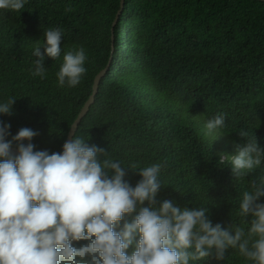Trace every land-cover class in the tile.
<instances>
[{
  "label": "trees",
  "instance_id": "trees-1",
  "mask_svg": "<svg viewBox=\"0 0 264 264\" xmlns=\"http://www.w3.org/2000/svg\"><path fill=\"white\" fill-rule=\"evenodd\" d=\"M118 8L119 0H25L20 11L0 9V103L16 98L11 115L0 113V121L10 124L5 139L27 127L38 133L30 141L34 150L60 152L94 75L111 55L74 138L103 148L107 153L98 160L119 161L133 187L141 179L136 170L161 164L158 204L170 200L181 208L202 207L213 225L247 232L245 220L251 216H239V202L243 192L253 191V181H264V160L236 178L228 158L235 151L227 149L255 137L264 150V2L125 0L110 54ZM48 29L61 31V53L55 60L45 55L42 79L32 75L33 49L40 45L44 52ZM81 46L86 73L75 87H59L56 73L64 54ZM192 114L205 124L224 114V127L213 132L225 145H214ZM241 130L248 137L239 136ZM12 146L17 147L15 141ZM133 164L136 169H127ZM256 203H264V196ZM135 214L125 215L116 230ZM189 264L254 262L229 247L223 259L213 254Z\"/></svg>",
  "mask_w": 264,
  "mask_h": 264
},
{
  "label": "clouds",
  "instance_id": "clouds-1",
  "mask_svg": "<svg viewBox=\"0 0 264 264\" xmlns=\"http://www.w3.org/2000/svg\"><path fill=\"white\" fill-rule=\"evenodd\" d=\"M24 5L25 0H0V9L20 11ZM61 40L59 29L44 32V52L40 45L33 49V76L45 77V55L58 58ZM86 59L82 46L66 52L56 73L58 86L78 85L87 71ZM15 99L0 103V113L11 115ZM224 124L225 115H215L205 124L206 134ZM9 128L0 121V264H189L213 254L223 259L229 247L254 264H264V203H256L264 196V181H253V191L243 192L239 202V216H251L245 220L250 223L247 232L239 226L232 230L231 224L223 229L211 223L205 208H181L170 200L158 204L159 163L136 170L141 179L133 187L119 161L98 160V154L107 152L82 138L73 136L61 152L50 154L34 150L30 141L38 133L27 127L6 140ZM238 135L248 137L243 130ZM228 158L239 178L260 166L264 150L254 137L236 144ZM133 213L131 222L116 230ZM78 241L87 243L77 247Z\"/></svg>",
  "mask_w": 264,
  "mask_h": 264
},
{
  "label": "water",
  "instance_id": "water-1",
  "mask_svg": "<svg viewBox=\"0 0 264 264\" xmlns=\"http://www.w3.org/2000/svg\"><path fill=\"white\" fill-rule=\"evenodd\" d=\"M259 1H262L264 2V0H259ZM124 2L125 0H119V8L118 10L116 11L115 13V16L112 20V23H111V43H110V54L113 53V48H114V35H113V32H114V26L115 24L117 23V20L122 12V9H123V6H124ZM110 63H111V55L109 56L108 58V61L106 63V65L101 68L93 77V81H92V85H91V92L88 96V98L85 100V102L83 103V105L81 106L77 116L74 118V120L71 122L70 124V127L68 129V132L66 134V137L63 141V143L71 138H73L74 134H75V131L77 130V127L81 121V119L83 118V116L87 113V111L89 110V107L90 105L94 102V98H95V95L98 91V86H99V82L101 80V78L105 75L106 71L109 69V66H110ZM62 143V145H63ZM11 151L13 153L16 152V147L12 146L11 147ZM62 151V146H61V150L60 152Z\"/></svg>",
  "mask_w": 264,
  "mask_h": 264
},
{
  "label": "rangeland",
  "instance_id": "rangeland-1",
  "mask_svg": "<svg viewBox=\"0 0 264 264\" xmlns=\"http://www.w3.org/2000/svg\"><path fill=\"white\" fill-rule=\"evenodd\" d=\"M192 119L195 121V123L197 124V126H198V128H199V130L207 137V138H209V139H211L212 140V143L214 144V145H218L219 143L220 144H224L222 141H219L218 142V139L217 140H215L217 137H216V135L214 134V132H212L211 134H206L207 133V130H206V128H205V123H203V121H202V119L197 115V114H192ZM225 145V144H224ZM227 150H232V152H234L235 151V148L232 146V148L231 147H229V149H227Z\"/></svg>",
  "mask_w": 264,
  "mask_h": 264
}]
</instances>
